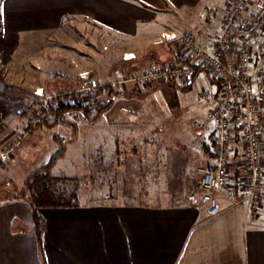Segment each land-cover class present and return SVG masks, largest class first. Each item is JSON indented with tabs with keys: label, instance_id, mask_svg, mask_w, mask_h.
<instances>
[{
	"label": "crops",
	"instance_id": "1",
	"mask_svg": "<svg viewBox=\"0 0 264 264\" xmlns=\"http://www.w3.org/2000/svg\"><path fill=\"white\" fill-rule=\"evenodd\" d=\"M226 1L0 0V37L14 38L18 46L24 39L45 37L47 33L52 35L73 27L93 40L103 39L111 53L117 55L103 64L92 59L91 68L83 70L92 71L94 67L98 70L105 64L114 66L122 54H133L134 58L120 57V62L150 69L158 66L159 58H163L162 54L152 51L155 46L174 49L172 43H156L161 33L182 35L194 31L203 44L212 45L222 23ZM206 8L214 9L215 16L210 23L201 25L198 15ZM147 54L151 57L147 58ZM180 61V55L175 57L172 51L169 62ZM196 70L194 79L200 73L205 79L199 91L213 85L215 80L207 71ZM68 82L71 83L69 80L60 86ZM163 85L168 92H178L175 89L179 86L175 84ZM141 99L140 95L116 97L94 121L100 130L91 138L96 149L115 144L117 128L124 135L151 136L156 129L162 131L153 124L138 125L136 121H129L148 112ZM13 117L12 112L0 110V150L36 132L37 128L30 129ZM196 126V131L192 129L195 133L190 132L187 145L193 144L194 135L202 137L208 166L213 161L211 126L207 119L198 120ZM99 133L107 135L98 136ZM51 150L50 155L56 149ZM240 176L241 170L232 166L230 188L238 187ZM38 215L40 237L32 207L25 198L0 202V264H264V197L255 219L250 218L246 204L232 206L222 197L218 198L215 211L208 205H191L187 200L106 201L40 208Z\"/></svg>",
	"mask_w": 264,
	"mask_h": 264
},
{
	"label": "rangeland",
	"instance_id": "2",
	"mask_svg": "<svg viewBox=\"0 0 264 264\" xmlns=\"http://www.w3.org/2000/svg\"><path fill=\"white\" fill-rule=\"evenodd\" d=\"M210 12L215 14L216 11L206 8L199 13L201 25L213 20L208 17ZM13 41L14 38L0 37V110L12 112L13 118L29 125L30 129H37L30 138L21 137L0 150V202L19 194L24 179L49 160L51 148L59 146L55 140L57 137L65 153L58 158L51 174L60 178L57 182L60 189L76 190L77 203L182 202L198 188L201 173L208 162L202 137L196 138L198 135L193 134V144H187L191 139L190 132L197 130L196 122L207 119L210 104L197 100L199 88L204 86V74L200 73L188 89L176 88L177 93L166 91L164 85L162 88L161 85L145 88L135 85L148 112L129 121H136L138 125L153 124L162 131L156 129L151 136L124 135L123 130L117 128L115 144L96 149L91 138L94 132L100 131L94 121L101 115L91 119L76 111L65 112L57 123L39 127V123L33 122V116L44 99L37 96L35 90L43 88L44 95L50 96L49 119L53 120L50 107L53 94H72L92 85L89 83L91 79L98 81L95 84L106 83L139 68L120 62L118 59L124 57L122 54L114 66L106 67L105 64L98 70L96 67L89 70L92 59L103 64L104 60L117 58V55L111 53L103 39L93 40L84 31L73 27L52 35L47 33L45 37L24 39L18 46ZM174 49L170 51L159 44L152 51L159 56L162 54L161 62H168L172 51L175 57L180 54L176 47ZM131 56L133 59L134 55ZM80 72L89 74L82 78ZM69 80L71 83L60 86ZM98 99L95 110L84 105L92 111V116L105 101L106 94L100 91ZM106 135L99 133L98 136ZM235 156L238 157L237 153Z\"/></svg>",
	"mask_w": 264,
	"mask_h": 264
},
{
	"label": "built area",
	"instance_id": "3",
	"mask_svg": "<svg viewBox=\"0 0 264 264\" xmlns=\"http://www.w3.org/2000/svg\"><path fill=\"white\" fill-rule=\"evenodd\" d=\"M214 16V12L208 14ZM164 42L180 51L182 61L134 70L106 83L117 91L130 85L185 87L196 68L207 71L215 82L202 87L197 100L210 104L207 123L211 126L213 161L204 168L198 188L186 200L215 211L222 197L232 206L246 204L250 218H257L264 197V0H229L212 45L203 44L194 31L182 35L161 33L156 43ZM123 58L129 60L132 56L124 54ZM88 74L79 75L87 78ZM102 84L75 90L72 96L95 110ZM35 94L44 99L33 116L38 124L51 115L50 96L44 95L43 88H37ZM234 162L241 170L240 184L235 189L230 188Z\"/></svg>",
	"mask_w": 264,
	"mask_h": 264
},
{
	"label": "trees",
	"instance_id": "4",
	"mask_svg": "<svg viewBox=\"0 0 264 264\" xmlns=\"http://www.w3.org/2000/svg\"><path fill=\"white\" fill-rule=\"evenodd\" d=\"M170 61V59H169ZM168 61V62H169ZM166 62H161L158 65H164ZM134 70V69H133ZM132 70V71H133ZM132 71L127 72L125 76L129 75ZM197 70L194 72L193 79L195 74H197ZM192 79V81H193ZM192 81L185 87H182V90H186L191 86ZM219 82V81H217ZM137 86H133L124 91L112 90L107 83H103L100 91L106 94L105 101L100 104V108L96 110L94 116H92V111L86 108L84 105L76 102L72 98V94H55L52 97V103L50 105L53 111V120L44 119L37 126H51L54 123L58 122V118L65 112H79L82 115H85L86 118L95 119L99 115H101L105 110H107L113 103L114 99L119 96L123 97H131L135 95H139ZM54 122V123H53ZM36 127L35 125H33ZM58 138V137H57ZM55 139L56 143H58V148L52 153L49 160L45 163L38 166L33 172L27 176L22 182V189L19 194L14 195L12 198H25L32 207V213L34 218V224L36 228V232L38 237H40L41 233V221L38 215V210L40 208H48V207H68L74 206L77 204V192L73 188L70 191L65 189H60L57 185V182L60 178L53 176L51 174V170L55 165L58 158L64 155L65 149L62 146V142L59 139ZM1 164V163H0Z\"/></svg>",
	"mask_w": 264,
	"mask_h": 264
},
{
	"label": "water",
	"instance_id": "5",
	"mask_svg": "<svg viewBox=\"0 0 264 264\" xmlns=\"http://www.w3.org/2000/svg\"><path fill=\"white\" fill-rule=\"evenodd\" d=\"M90 84H92V85H93V84H95V83H94L93 81H91V82H90Z\"/></svg>",
	"mask_w": 264,
	"mask_h": 264
},
{
	"label": "snow or ice",
	"instance_id": "6",
	"mask_svg": "<svg viewBox=\"0 0 264 264\" xmlns=\"http://www.w3.org/2000/svg\"><path fill=\"white\" fill-rule=\"evenodd\" d=\"M0 14H2V13H0Z\"/></svg>",
	"mask_w": 264,
	"mask_h": 264
}]
</instances>
